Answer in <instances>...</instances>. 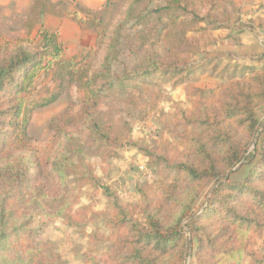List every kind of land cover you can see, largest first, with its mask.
Masks as SVG:
<instances>
[{"label": "trees", "instance_id": "16d2710c", "mask_svg": "<svg viewBox=\"0 0 264 264\" xmlns=\"http://www.w3.org/2000/svg\"><path fill=\"white\" fill-rule=\"evenodd\" d=\"M154 1L106 0L96 13L77 4L74 19L97 32L95 47L79 61L64 59L58 35L44 27L47 47L40 51L0 36V264H65L34 242V217L42 227L56 219L80 227L93 212L79 207L86 186L103 190L111 212L107 233L88 236L84 264H186L190 256L195 264H264V120L257 113L264 111V52L240 77H224L211 102L184 116L191 129L171 162L143 150L147 168L167 165L170 173L143 184L137 202H122L91 165L103 145L131 141L129 129L106 127L100 116L118 89L142 90V82L158 78L199 92L188 36L204 21L198 0ZM30 5L31 13L63 15L54 0ZM56 68L83 93L82 107L70 117L66 141L42 162L28 130L32 113L54 97L38 102L31 95L42 74Z\"/></svg>", "mask_w": 264, "mask_h": 264}, {"label": "rangeland", "instance_id": "374dc122", "mask_svg": "<svg viewBox=\"0 0 264 264\" xmlns=\"http://www.w3.org/2000/svg\"><path fill=\"white\" fill-rule=\"evenodd\" d=\"M31 1L0 0V36H9L40 51L47 47L40 36L44 27L58 35L66 60L79 61L95 47L97 32L79 24L72 15L77 4L88 9L78 0H54L59 2L57 10L63 15L31 13ZM104 4L89 9L96 13ZM195 9L204 18L188 33L196 48L191 60L197 79L192 83L199 92L184 86L172 88L154 78L150 84L142 82V90L118 89L117 95L100 107L106 127L109 124L114 130L131 131L130 142L103 145L100 153L91 158L101 182L109 185L124 203L137 202L143 184L155 185L170 173L167 165L162 169L147 168L149 158L143 150L149 148L166 154L171 162L183 149L182 136L191 129L190 126L186 129L184 116L190 117L194 110L211 102L224 77H240L242 68L256 64V58L264 52V0H198ZM51 97H54L51 103L32 113L28 130L30 149L42 162L52 158L66 141L65 129L67 134L72 132L70 117L80 112L83 93L56 68L42 74L31 95L38 102ZM257 113L264 120L262 107L257 108ZM87 206L93 212L80 227L68 226L62 219L42 227L41 219L35 215L34 242L58 252L65 264H84L83 255L91 245L88 236L95 232L107 233L104 221L110 216L111 199L103 190L94 191L86 186L79 207ZM261 251L264 254V248ZM186 264H195L194 256Z\"/></svg>", "mask_w": 264, "mask_h": 264}, {"label": "crops", "instance_id": "0c3cea01", "mask_svg": "<svg viewBox=\"0 0 264 264\" xmlns=\"http://www.w3.org/2000/svg\"><path fill=\"white\" fill-rule=\"evenodd\" d=\"M85 7L97 9L105 3V0H78Z\"/></svg>", "mask_w": 264, "mask_h": 264}]
</instances>
